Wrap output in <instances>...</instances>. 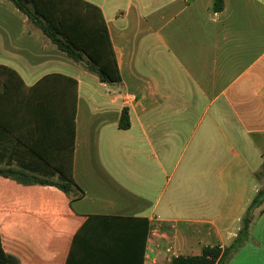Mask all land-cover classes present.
I'll return each instance as SVG.
<instances>
[{
    "label": "crops",
    "instance_id": "1",
    "mask_svg": "<svg viewBox=\"0 0 264 264\" xmlns=\"http://www.w3.org/2000/svg\"><path fill=\"white\" fill-rule=\"evenodd\" d=\"M87 1L104 14L120 83L102 82L0 0V64L29 87L53 73L78 81L74 177L85 190L71 204L55 185L0 175L5 250L21 264H65L90 214L149 219L156 231L144 264H168L207 245L224 250L264 185L257 176L264 168V0H225L222 11L213 0ZM66 90L43 85L25 93L22 110L2 116L60 148L70 139ZM0 167L61 177L1 124ZM228 264H264V204Z\"/></svg>",
    "mask_w": 264,
    "mask_h": 264
},
{
    "label": "trees",
    "instance_id": "2",
    "mask_svg": "<svg viewBox=\"0 0 264 264\" xmlns=\"http://www.w3.org/2000/svg\"><path fill=\"white\" fill-rule=\"evenodd\" d=\"M59 49L75 62L95 72L102 82L122 81L117 54L101 8L87 0H10ZM225 0H213L212 9L222 11ZM67 87L71 99L70 139L62 147L46 145L38 133L24 135L8 123L2 110L23 109L28 101L25 93L39 87ZM78 81L73 77L53 73L29 87L16 70L0 64V124L25 142L33 152L46 160L61 177H42L13 167H0V175L22 183L55 185L65 192L71 204L85 195L74 177ZM128 108L121 114L120 127H130ZM264 181V168L257 172ZM264 204V185L247 208L243 226L234 242L224 250L219 245H207L200 254H178L168 264H228L231 257L249 239L255 210ZM167 226L163 223V227ZM152 223L145 217L110 214H90L73 235L65 264H144L147 241ZM0 264H21V260L5 250L0 229Z\"/></svg>",
    "mask_w": 264,
    "mask_h": 264
},
{
    "label": "built area",
    "instance_id": "3",
    "mask_svg": "<svg viewBox=\"0 0 264 264\" xmlns=\"http://www.w3.org/2000/svg\"><path fill=\"white\" fill-rule=\"evenodd\" d=\"M153 231H156V228H152V229H151V233H152ZM168 250L170 251L171 249L169 248ZM170 260H171V259H170Z\"/></svg>",
    "mask_w": 264,
    "mask_h": 264
}]
</instances>
